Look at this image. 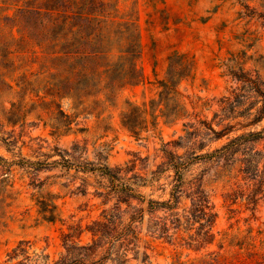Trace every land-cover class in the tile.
<instances>
[{
	"label": "rangeland",
	"instance_id": "obj_1",
	"mask_svg": "<svg viewBox=\"0 0 264 264\" xmlns=\"http://www.w3.org/2000/svg\"><path fill=\"white\" fill-rule=\"evenodd\" d=\"M118 6L136 11L143 80L104 103L101 116L81 115L59 136L58 99L27 98L17 115L15 93L0 92V264H264V0ZM169 73L185 114L160 117L136 138L121 123L127 101L149 107ZM104 216L115 221L113 236L85 248ZM131 218L136 249L120 236Z\"/></svg>",
	"mask_w": 264,
	"mask_h": 264
},
{
	"label": "trees",
	"instance_id": "obj_2",
	"mask_svg": "<svg viewBox=\"0 0 264 264\" xmlns=\"http://www.w3.org/2000/svg\"><path fill=\"white\" fill-rule=\"evenodd\" d=\"M118 2L0 0V92L8 90L15 93L18 99L11 102L13 113L19 115L24 110L27 98L33 100L36 97L48 104L58 99V111L62 116L58 118V135H66L72 130L76 118L81 115L101 116L104 103H112L120 91L142 82L143 75L138 65L141 36L137 14L135 9L122 12ZM34 68L40 75L30 80L28 73ZM42 73L46 77H42ZM174 77L175 74L169 73L165 80L159 81L162 89L157 99H151L149 107L146 103L138 105L127 101V107L121 113V123L136 138L156 130L160 117L172 122L185 114L182 94L177 88L179 81L175 82ZM42 81L48 83L42 93L31 89L33 82ZM64 100L71 102L68 110L72 113L62 108ZM171 116L173 120L169 119ZM259 120L256 119L257 122ZM262 133L253 132L247 137L255 139ZM103 170L111 174L108 166ZM176 173L182 180L178 169ZM46 218L55 220V216ZM103 218L95 220V227L88 229L93 234L92 244L85 248L97 247L113 236L114 219ZM135 221L131 218L120 236L123 245L136 249L140 237L136 226H133ZM205 235H209L208 232ZM192 248L199 251L203 246ZM135 256L140 258L138 250ZM142 256L140 259L145 262L149 255L144 253ZM178 264L234 263L199 258L190 263L178 261Z\"/></svg>",
	"mask_w": 264,
	"mask_h": 264
}]
</instances>
